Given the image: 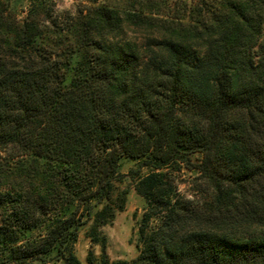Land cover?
Here are the masks:
<instances>
[{
    "label": "trees",
    "instance_id": "1",
    "mask_svg": "<svg viewBox=\"0 0 264 264\" xmlns=\"http://www.w3.org/2000/svg\"><path fill=\"white\" fill-rule=\"evenodd\" d=\"M154 1L33 0L23 20L0 1V264H82L83 227L99 242L125 209L126 162L138 254L87 264H264V0Z\"/></svg>",
    "mask_w": 264,
    "mask_h": 264
},
{
    "label": "rangeland",
    "instance_id": "2",
    "mask_svg": "<svg viewBox=\"0 0 264 264\" xmlns=\"http://www.w3.org/2000/svg\"><path fill=\"white\" fill-rule=\"evenodd\" d=\"M7 4L12 12L17 16L19 20H23L28 15L30 4L33 0H0ZM55 2V9L57 12L71 11L76 13L78 10L86 8L88 6H99L104 4L105 0H53ZM201 0H167L165 4L154 1L153 7L154 13L160 15L163 18L168 16L175 18L183 13L182 4L187 2L189 5H197ZM208 5H212L216 0H205ZM95 2V3H94ZM166 5V6H165ZM128 37L130 40L138 41L144 38V33L128 29ZM255 59H259V49L255 47L253 49ZM197 159V157H195ZM132 163H125L123 173L126 176L123 178L122 186L125 187L128 192L127 204L125 209L119 212L114 222L109 227H104L100 230L99 242H92L88 237L89 227L91 225L83 227L80 232L78 243L75 246V254L82 264H87V258L89 252H92L96 257L102 254V246L105 245V251L111 260H124L131 262L138 254L137 250V228L139 221L145 209L144 199L135 193L134 185L130 178L127 176L128 171L132 168ZM196 172L183 170L181 173V181L179 183V190L183 196L191 198L194 196L197 190V186L194 182ZM49 264V263H48ZM54 264V263H52Z\"/></svg>",
    "mask_w": 264,
    "mask_h": 264
}]
</instances>
